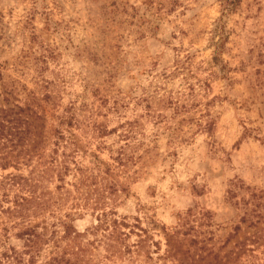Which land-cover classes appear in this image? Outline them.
Returning <instances> with one entry per match:
<instances>
[{
	"label": "rangeland",
	"instance_id": "obj_1",
	"mask_svg": "<svg viewBox=\"0 0 264 264\" xmlns=\"http://www.w3.org/2000/svg\"><path fill=\"white\" fill-rule=\"evenodd\" d=\"M225 4L0 0V107L40 129L74 114L64 180L0 186V264L30 257L29 217L3 210L19 191L37 195L32 221L84 234L49 232L28 264L73 250L83 264H264V0ZM25 142L1 139L0 156Z\"/></svg>",
	"mask_w": 264,
	"mask_h": 264
},
{
	"label": "trees",
	"instance_id": "obj_2",
	"mask_svg": "<svg viewBox=\"0 0 264 264\" xmlns=\"http://www.w3.org/2000/svg\"><path fill=\"white\" fill-rule=\"evenodd\" d=\"M233 6L238 4L240 0H231ZM228 0H226L225 8H230L227 6ZM18 112H15V117L12 116V112L7 107H0V140L6 138L11 142L21 144L25 142L23 149V153H19L15 156H0V168L2 170L8 169L10 167H14L15 169H22L23 166L30 168L29 174L27 176L22 174H14L9 173L0 179V186L6 188L7 185L11 186H19L20 189L29 188L35 189L32 183H30L31 176L37 175L42 177V174H46L47 172H53L56 174L58 180H64L66 175L70 173L69 171L72 169L70 164L67 162H62L59 160V146L66 145L68 143V139L71 138V132H66L63 128V125L74 124V114L66 113L60 117V121L55 126H38L39 119L42 118L40 114L36 112L23 114L25 109L19 107ZM22 113V114H21ZM23 115V116H21ZM35 116V119L32 117ZM49 143H53L55 145L52 150L49 152L45 150V146ZM29 145L32 147L33 151L29 150ZM36 163L34 164V161ZM41 167V170L38 172L35 171L36 167ZM36 172V174H35ZM31 175V176H30ZM59 185H56L58 187ZM34 191V190H33ZM4 196H7L8 193L4 192ZM37 195L34 192L24 193V192H16L12 198L8 196V202L10 205L7 208H3L4 211H12L15 214L22 217V219H26L29 217V222L26 227L27 233L30 236L31 244L25 249L26 253L30 254L28 259V263L34 262V253L35 251H39L37 244L39 243V239L48 235L50 232V237L48 240H58L59 239H69L74 240L80 236H83V232L78 230L75 226L73 220H67L63 218H59V220H54L52 222H48L47 218L36 219L32 221L31 219H35L38 216V209L31 208L32 205H29L33 199H35ZM40 210L46 209L45 203H39ZM101 223L96 224V228H100L102 226L103 220L100 219ZM117 225V220L114 218L111 220ZM60 224V228L52 229L51 227ZM124 224V223H123ZM125 225V224H124ZM70 257L64 258V261H58L57 264H83L84 260L82 258L81 251L73 250V252H69ZM23 262V264H28ZM49 264H53L52 262Z\"/></svg>",
	"mask_w": 264,
	"mask_h": 264
}]
</instances>
